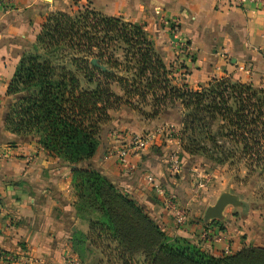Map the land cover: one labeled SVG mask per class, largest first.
<instances>
[{
  "label": "trees",
  "instance_id": "16d2710c",
  "mask_svg": "<svg viewBox=\"0 0 264 264\" xmlns=\"http://www.w3.org/2000/svg\"><path fill=\"white\" fill-rule=\"evenodd\" d=\"M19 56L6 90L18 98L8 110L5 129L33 140L70 172L73 207L87 225L86 233L76 231L71 240L81 264L104 245H113L115 253L103 248L99 254L113 255L116 264H264V248L213 256L194 242L167 238L90 163L109 111L150 95L155 107L181 105L175 138L182 152L206 158L211 168L243 163L264 183L263 76L257 83L240 74L211 79L196 90L186 82L172 85V66L163 62L139 24L79 7L74 0L68 11L45 18L35 42ZM153 109L151 117L162 110Z\"/></svg>",
  "mask_w": 264,
  "mask_h": 264
},
{
  "label": "crops",
  "instance_id": "0c3cea01",
  "mask_svg": "<svg viewBox=\"0 0 264 264\" xmlns=\"http://www.w3.org/2000/svg\"><path fill=\"white\" fill-rule=\"evenodd\" d=\"M71 1L11 0L9 6L0 11V251L14 254L18 264L37 260L45 264H61L67 256H75L71 250L72 234L87 232L86 223L78 218L73 207L75 195L70 172L58 160L51 159L33 140L14 137L5 129L8 110L18 98L7 96L6 90L19 63V54L35 42L45 18L56 11H68ZM76 1L78 5L83 2L109 17H121L134 23L147 21V36L164 63L171 62L173 54H176L177 61L184 60L196 68L187 75L191 86H205L208 80L214 78L234 77V74L239 75V70L245 74H240L243 80H252L248 75L253 73L262 75L264 0L243 6H237L232 0ZM178 37L191 48L190 55H179L180 51L171 53ZM255 80L254 83H257L259 78ZM173 107H179V110H167L148 125L126 106L110 111V120L101 131L98 150L90 163L109 181L123 188L124 193L140 201L144 208L147 207L148 185H159L164 191L173 192L178 202H187L189 208L198 211L204 204L205 210L215 203L221 193L212 191L215 184L212 179H217L227 170L225 166H208L212 188L206 198L199 196L198 199L191 194L188 186L189 176L197 172L189 167L192 159L187 160L186 165L181 164V176H172L168 172L167 148H174L182 161L189 159L179 154L175 141L163 145L156 143L159 124L180 127L183 109L179 103ZM115 131L135 136H147V132H152L148 134L155 139V143L151 147L147 145L141 156L131 159L130 169H123L114 157L109 156L111 151L124 143L112 136ZM157 211L161 213V210ZM181 229L177 232L187 240L191 232L196 229L199 232L201 226L185 224ZM220 232L218 243H215L217 240H208L200 244L210 254L211 246L216 249L225 245L226 235L221 229ZM227 247L231 253L242 245L236 241ZM114 262L113 255L105 258L93 251L82 264Z\"/></svg>",
  "mask_w": 264,
  "mask_h": 264
},
{
  "label": "rangeland",
  "instance_id": "374dc122",
  "mask_svg": "<svg viewBox=\"0 0 264 264\" xmlns=\"http://www.w3.org/2000/svg\"><path fill=\"white\" fill-rule=\"evenodd\" d=\"M75 2L77 1L75 0ZM78 6L88 7L89 9L96 11L94 8L88 5L86 6V4L83 2L80 3ZM117 18L123 20L121 17H117ZM123 21L130 22L125 20ZM130 23L136 24L134 22H130ZM137 24H139L143 28L147 36V21H140V23ZM162 25L164 27V22H162ZM165 26L170 28L168 24H165ZM172 30H174V28H172ZM174 42H176L175 49L171 53H175V52L178 53L180 51V53H178L179 55L182 54L186 56L191 54V48L184 41H182V39L178 37L177 39H175ZM173 55L174 57L171 62L166 61L168 65L172 66L171 67L172 74L168 76V78L171 80V84L180 87L182 83L186 82L187 86L192 90H196L197 88L201 87V85L195 87L191 86L187 81V75H189L191 72L196 70V68H193L192 66L193 64H182V62L177 61V59H175L176 54ZM184 68H186V70ZM239 74H244V72L242 73V71L239 70ZM259 75L262 76L260 73H253L252 75H248V76H251V78H253L251 81L254 83L256 82L255 80L256 78H260L258 77ZM237 76L238 75L236 74V77ZM214 79H219V78H214ZM246 80L248 81L249 79ZM112 91L120 96L122 94V92L120 91L117 85L112 86ZM130 102H131L130 107L123 104L117 109L111 111L114 112L119 110L121 107L126 106L127 109L133 111L135 114H137L138 117L142 119L141 122L147 123L148 125L152 120L159 119L165 111L177 108V107L176 108L173 107L175 104L173 106L172 105L167 106L164 109H162L163 105H160L159 107H155L153 98L150 95H146L144 100H141L139 97L135 96L130 100ZM153 108H158V110L161 109L162 110L159 111V113L154 117H151V114L154 111ZM177 109L179 110V107ZM158 129L159 131L155 136L156 143L158 145L160 144L163 145L165 142L175 141L179 148V152H180L179 154L185 155L189 158L186 159L185 161H182L180 159L181 157L175 152V150H173L174 148L172 147L167 148L168 152L165 158L167 161L166 164H169L170 166L168 167L169 168L168 172L172 176H175L176 174H179V176H181V173L183 172L181 169V164L186 165L187 164L186 161L192 159L190 161L191 164L189 167L196 169L197 172L193 173L192 176L190 175L188 178L189 179L188 186L190 192L193 196L196 197V199H198L199 196H202V198L204 197L206 198L207 193L212 188L210 182L211 176L209 174L210 167H208L210 166V162L202 156H189L181 151L179 140L175 138V136H177L180 130V127H175L172 124H168V123H161L159 124ZM148 133H152V132H147V136H150V134ZM124 134L128 135V137L133 136L128 132H124V131L122 132L115 131L112 134V136L114 138H117L118 140H123V138L125 137ZM155 139L153 140V138L151 137V141L148 144L149 147H151L153 143H155ZM174 166H176L178 170ZM225 168L227 171L224 172L222 176L218 177L217 179H212L213 183H215L213 184L212 191L216 190L215 193L228 192L233 195H236L241 201L242 206L225 207L223 211L222 220H210L207 223H204L202 220V216L204 213L203 210L204 204L200 206V210L196 211L192 207L189 208L187 206V202L183 203L182 201L179 200V202L177 201L176 204L177 206H180L185 212L183 224L180 225L181 222L177 221V218L174 216L173 212L170 209L166 208V205H164V203L162 202V198H160L156 193L153 192L154 189L153 186L151 185H148L150 188H147L146 208H144L141 205L140 201L138 202L134 200L133 197L129 196L128 194L127 195L129 196L130 199L134 200V202L138 204L139 207L143 209V213L147 215L149 220L153 224L158 226L160 230L165 234V236H167V238L169 239H174V238L185 239L183 237H180L177 230L182 231L181 227H183L185 224L187 225L198 224L199 226H201L200 231L198 232L196 229V231L191 232L192 235H190V237L188 238L192 239V241L190 242H194L195 244H197L203 251H207V249H203L204 245H200L201 242H206L208 240L209 241L217 240L215 241V243H218V240H220L219 236L221 235L220 229L222 230V233L226 235L225 237L227 239L223 247L214 249V246H211L213 247L211 252L213 256L232 255L244 247L264 248V183L257 174L247 173L246 169L243 167V163H236L233 166L227 165L225 166ZM147 183H149V181H147ZM117 188L121 190L122 193H124L123 188L120 187ZM169 193H173V192H169ZM185 200L187 201V199ZM211 200L213 201V198ZM190 204L195 205L197 203H190ZM158 209L161 210V213H157ZM189 239H187V241ZM236 241L237 243L242 245V247L237 248L235 251L231 250L232 252L229 253L227 245L235 244ZM103 248H107L106 245H104ZM108 248L107 249L109 252H114L113 245L108 246ZM102 249L101 250L98 249V251L101 252L103 251ZM98 251L96 252L99 253ZM114 264H116V262H114Z\"/></svg>",
  "mask_w": 264,
  "mask_h": 264
},
{
  "label": "built area",
  "instance_id": "2783aa9c",
  "mask_svg": "<svg viewBox=\"0 0 264 264\" xmlns=\"http://www.w3.org/2000/svg\"><path fill=\"white\" fill-rule=\"evenodd\" d=\"M237 6H243L245 3L254 2L260 3L262 0H232ZM11 0H0V11L4 8H7ZM264 59V52L262 53ZM264 65V64H263ZM247 72V71H246ZM262 76L264 77V67L262 71ZM264 84V82H263ZM124 143L121 144L117 149L109 153L110 157H114L123 169L131 168V159L134 156H141L146 146L151 141L150 136H125L123 138ZM176 167V166H174ZM177 169V167H176ZM178 170V169H177ZM155 193L162 198V202L166 205V208L170 209L174 216L177 218V221H180V225L183 224L185 212L180 207L177 206V199L173 193H167L159 185H153ZM180 207V208H179ZM0 264H18V260L12 253H7L0 251ZM28 264H45L42 261H32ZM61 264H81L76 256H67Z\"/></svg>",
  "mask_w": 264,
  "mask_h": 264
},
{
  "label": "water",
  "instance_id": "95a60500",
  "mask_svg": "<svg viewBox=\"0 0 264 264\" xmlns=\"http://www.w3.org/2000/svg\"><path fill=\"white\" fill-rule=\"evenodd\" d=\"M91 64L97 66L96 60H91ZM104 70V68H101ZM241 207L242 203L236 195H233L228 192L221 193L216 199L215 203L212 206H208L203 213L202 220L204 223H207L210 220H222L223 211L225 207Z\"/></svg>",
  "mask_w": 264,
  "mask_h": 264
}]
</instances>
